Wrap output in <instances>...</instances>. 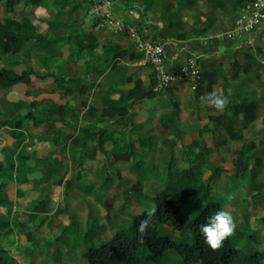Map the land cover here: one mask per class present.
<instances>
[{
    "label": "crops",
    "instance_id": "0c3cea01",
    "mask_svg": "<svg viewBox=\"0 0 264 264\" xmlns=\"http://www.w3.org/2000/svg\"><path fill=\"white\" fill-rule=\"evenodd\" d=\"M180 1L172 6L180 16L178 35L172 28H164L173 0L134 3L145 5L151 19L159 21L160 30L170 34L172 41H159L168 43L166 66L170 72L176 73L192 57L197 59L203 73L198 90L184 81L157 91L156 73L143 63L136 44L112 33L102 22L92 21L90 15L81 24L66 25L71 13H60L55 0L34 10L39 31L49 41L26 44L19 54L24 68L13 69L32 70L48 78L33 77L30 84L0 87V256L10 264L22 260L86 264L81 257L98 243L85 240L68 261L61 256L58 238L72 221L78 222V229L84 232L95 229L104 243L118 230L128 228L134 215L152 211V196L164 190L160 175L168 162L173 155L181 161L185 146L199 140L200 130L207 125L216 131V140L209 143L208 177L212 170L221 168L214 164L215 150L222 151L233 143H224L218 130L224 122L218 118L225 115V109L217 110L210 102V94L234 95V100H252L261 94L264 24L253 32L241 31L239 18L250 5L247 0ZM114 7L118 15L137 27L146 22L142 8L117 11L115 3ZM74 8L75 5L71 10ZM73 15L79 16L78 12ZM90 34L95 41L87 39ZM81 40H86L83 51L78 45ZM93 42L98 46L92 48ZM248 53L260 62L259 71L240 73L234 81L233 64L245 63ZM150 87L154 96L131 104L134 92L142 93ZM263 108L261 103L259 119L253 127L264 118L260 113ZM29 113L34 119L27 116ZM242 119V115L236 118L238 127ZM8 120H21L22 126L1 125ZM164 120H171L170 126H165ZM35 121L41 124L35 125ZM101 131L133 144L134 155L115 149L111 141L100 146ZM194 131L191 141L183 143L179 158L177 142ZM147 138L152 140V147H141L140 140ZM133 187L138 191H132ZM211 200L221 202L209 194L204 202ZM79 202L88 205L91 214H80ZM40 254L43 257L38 259Z\"/></svg>",
    "mask_w": 264,
    "mask_h": 264
},
{
    "label": "trees",
    "instance_id": "16d2710c",
    "mask_svg": "<svg viewBox=\"0 0 264 264\" xmlns=\"http://www.w3.org/2000/svg\"><path fill=\"white\" fill-rule=\"evenodd\" d=\"M142 1V0H137ZM153 2V0H149ZM244 1V0H243ZM248 3H254L256 0H247ZM24 3L26 7L35 9L46 6L49 0H0L2 17L0 18V60L7 56L8 62L14 63L23 47L33 40L49 41V38L40 33L38 24L28 13H20L17 7ZM246 5V9H247ZM87 39H93V35H88ZM86 39V40H87ZM79 42V49H85V41ZM95 41V40H94ZM98 46L93 42L92 48ZM263 52L262 49H257ZM253 53L246 55V62L236 61L233 64L235 73L232 75L234 81L238 80L239 74L244 73L257 74L259 66ZM264 68V65H263ZM264 74V73H263ZM49 76H53L50 74ZM33 77L45 79L47 77L38 76L34 71L16 72L13 68L0 66V87H8L16 84H30ZM56 81L68 83V80L54 77ZM203 82L202 78L198 89ZM157 85V78L156 83ZM264 87V75L261 78V88ZM171 88V87H170ZM153 87L142 93H133L134 101L143 98L152 97ZM169 89V88H168ZM197 89V90H198ZM136 91V90H135ZM264 90L254 99L234 100V95L226 97L228 100L225 109V115L219 117V121L224 124L220 130L224 136V143H241L233 151V163L237 173H241L245 165V159L250 158L255 163L260 164V159L253 153L258 149L255 142L246 139L245 131L252 128L259 119L258 108L263 102ZM122 108L121 110H125ZM242 115L241 126L236 124V118ZM34 119L29 113L27 115ZM171 120H164L165 126H170ZM41 122L35 121V125ZM1 125L21 127L22 121L8 120ZM249 126V127H248ZM215 129L210 126L200 130L199 140H194L185 146L182 160L178 161L175 155L168 162L167 168L161 173L160 177L164 183V190L153 196L155 207L152 211H144L134 215L131 225L128 228H122L107 242L99 246H90L84 254L88 264H145L143 257L149 253L156 260L161 259L168 250H174L181 257L185 264H264V248L256 246L253 251L247 252L245 248L238 246L234 242L235 233L227 238L222 247L212 250L205 242L198 229L201 224L207 222L209 216L219 210H225L224 205L219 201L204 202L205 197L211 191L209 180L213 176L220 175L221 168H215L211 171L208 178L207 174L211 170L210 164V140L206 134L211 135L215 141ZM105 141H111L115 149L125 150L129 156H133V144H126L114 138L113 133L101 131L98 143L103 146ZM150 138L141 139V147H152ZM71 185V182L67 183ZM263 183H252L249 189L260 190ZM132 191H138L136 187ZM127 196V200H128ZM3 197L0 193V204ZM249 207L255 205V200L247 201ZM124 209V207H122ZM151 214V216H149ZM149 220L144 234L139 232V225L143 220ZM75 224V220L71 225ZM162 225H169L179 231L185 238H191L190 242H177L171 237L163 235L160 231ZM85 240L92 244L98 238V232L95 229H88L84 234ZM0 264H10L9 260L0 256Z\"/></svg>",
    "mask_w": 264,
    "mask_h": 264
},
{
    "label": "rangeland",
    "instance_id": "374dc122",
    "mask_svg": "<svg viewBox=\"0 0 264 264\" xmlns=\"http://www.w3.org/2000/svg\"><path fill=\"white\" fill-rule=\"evenodd\" d=\"M97 1L98 0H55L54 6L57 9L60 8V13L64 12L65 15H70L69 13H71L66 25H70L71 22L81 24V20H85L89 15L91 16L92 21L102 22L105 24L104 21L90 14ZM111 1L113 2V5L115 3L117 11H130L131 9L140 11L142 8V12L145 14L146 22L141 26V28L136 27L139 33L146 40L153 43L159 42L163 39L172 41L170 34H165L162 30H160V26L158 24L159 21L151 19V12L145 5L139 6L140 4L134 3L135 0ZM180 2V0H173L170 8L167 10V22L164 25L165 29H169L170 27L174 33H177V35L180 31L178 28L180 24V16H178L177 11L172 10L174 8H172V6H174L175 3ZM74 5L76 8L71 10ZM17 9L20 13H28L30 17L35 16L34 8L26 7L24 3L20 4ZM73 12L74 14L75 12H78V18H75ZM2 15L3 13L0 7V18ZM118 16H121L122 18L125 17L122 15ZM151 22H154L155 24ZM155 33L156 36L153 37ZM120 36L128 37V34H120ZM19 58L20 55L16 56L13 61L14 63L1 59L0 66L5 65L9 68H15L20 71L24 68L25 63L20 61ZM259 63L260 62H257V64ZM262 90H264V87H262ZM262 103H264V99ZM260 113L263 116L264 108L261 109ZM194 134L195 131L189 132L186 135V138H183L180 143L177 142L176 149L179 158L181 157L180 152L182 151L183 143L190 142ZM245 135L248 141L255 142L258 146V149L253 153V155L260 159V164L255 163V161L250 158H246L242 172L238 174L233 163V151L236 147H239L241 143H233L229 146V148H224L222 151L220 149L215 150V157L213 158V161L215 165H220L222 172L220 175L213 176V178L209 180V183L211 186L210 197L213 199H220L222 204H224L225 211L229 212L237 223L234 242L249 252L255 250L256 246H259L262 249L264 248V186L260 190L249 189V186L252 183L264 184V118L262 117L259 125L249 129ZM206 138L210 140L209 143H213L211 135L206 134ZM145 168L146 167L144 166L143 169L145 170ZM252 200H255V205L249 207L247 201ZM78 204V211L80 214L84 217L91 214L92 211L88 205L82 202H79ZM160 231L163 235L169 236L177 242L191 241V238L183 237L179 231L173 229L169 225H162L160 227ZM84 234L85 232L83 230L78 229V222H76L63 232L62 237L58 238V245L63 249L61 254L63 261H68L70 259V254H75L77 250L82 247V244L85 242ZM101 240L102 239L97 238L94 242L98 243L97 246H99L102 243ZM38 257V259H40V257H43V254H40ZM80 261L88 264L84 256L81 257ZM143 261L145 264H185L178 253L174 250H168L159 260H156L153 256L146 252L143 257ZM18 264H38V261L29 262V260H22Z\"/></svg>",
    "mask_w": 264,
    "mask_h": 264
},
{
    "label": "built area",
    "instance_id": "2783aa9c",
    "mask_svg": "<svg viewBox=\"0 0 264 264\" xmlns=\"http://www.w3.org/2000/svg\"><path fill=\"white\" fill-rule=\"evenodd\" d=\"M94 17L104 21L105 25L115 34H128L143 55V63L153 67L157 78V91H164L178 82L190 83L193 90H197L202 78L201 67L196 58H190L176 73L167 69L168 49L166 42L146 40L138 31L135 24L117 15L111 0H98L90 12ZM264 24V0H256L248 5L239 18V28L249 33Z\"/></svg>",
    "mask_w": 264,
    "mask_h": 264
},
{
    "label": "clouds",
    "instance_id": "9594fccd",
    "mask_svg": "<svg viewBox=\"0 0 264 264\" xmlns=\"http://www.w3.org/2000/svg\"><path fill=\"white\" fill-rule=\"evenodd\" d=\"M210 102L217 109L222 111L228 104L226 97L210 94ZM151 216V214H149ZM149 220H143L139 225V232L144 234ZM237 228V223L233 216L225 211L219 210L209 216L207 222L199 226V233L204 242L212 249L217 250L222 247L223 242L231 237Z\"/></svg>",
    "mask_w": 264,
    "mask_h": 264
}]
</instances>
